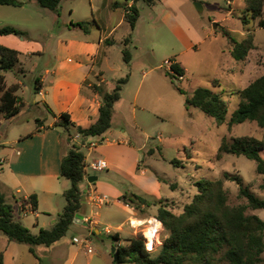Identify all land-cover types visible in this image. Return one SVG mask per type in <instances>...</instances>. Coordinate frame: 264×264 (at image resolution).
Returning a JSON list of instances; mask_svg holds the SVG:
<instances>
[{
    "label": "crops",
    "instance_id": "obj_1",
    "mask_svg": "<svg viewBox=\"0 0 264 264\" xmlns=\"http://www.w3.org/2000/svg\"><path fill=\"white\" fill-rule=\"evenodd\" d=\"M137 1L125 0L120 12L115 10L119 5L118 2L112 3L110 6L113 9L105 20L107 25L97 26L100 30L99 35H95L94 31L90 29L88 33H85L77 26H70L72 20L65 22L62 27L64 33L57 36L54 62L50 64L51 67L45 68L43 74L36 77L38 78V88L35 89V92L40 95V98L33 97V102L36 106L43 108L46 113L41 119L36 118L43 123L40 126L41 130L30 134L34 128L27 134H19V138H14L11 142L1 141L0 130V146L6 143L11 146L9 151L4 153V158L0 160L3 164L0 169V186L7 202L14 207V218L21 223L26 218H23L21 210L30 209L29 204L22 205V203L29 195L36 194V210L29 213L32 215V219L29 221L32 225V228L29 227L32 233H37L40 228H50L65 204L63 192L69 188L70 180L60 175V160L71 145L83 142L88 145L90 142H96L93 148L85 146L82 149L83 152L87 150L84 153L85 159L89 162L95 158H102L107 163L106 168L102 171H91V173L86 171V175L80 183L84 206L78 213L79 219L73 221L69 228L72 227L75 231L83 233L82 238L78 239L74 235L67 237L65 234L49 246L42 244L33 246L35 253H32L29 244L9 240L0 231L2 264H76L81 251H87V249L85 250L86 245L83 246L84 240L86 244L90 245L92 236L117 235L119 240L113 239L109 246H104V240L101 239L103 246L98 244L94 254L87 255L84 262V264H114L109 247H116V243L124 244L126 239L132 238L144 230L139 226L142 223L135 225L134 221H146L150 215L157 213L159 202L168 199L163 195L164 186L172 189L178 188L179 184L173 185L167 176L156 172L150 163L144 160L142 150L145 144L144 142L139 143L138 135L135 134V131H142L148 124L159 127L165 119L174 118L177 102L175 91L178 92L169 76L165 72L158 71L161 68L160 65H153L145 58H139V16L133 30H130L125 20L126 7L131 4L137 6ZM173 1L158 0L157 2L169 4ZM181 2L188 1L181 0ZM217 5L222 16L211 19V22L215 21L217 26L223 25L224 29L233 33V28L228 23L234 22L235 19L240 20L242 24L244 19L247 23V15L241 19L234 11L236 7H242L244 11H247V0H223V5ZM74 11V8L70 9V13H74ZM53 14L56 15L54 12ZM112 16H115L116 20L110 24L108 19ZM158 19L173 36L171 44L175 48H172L170 57L175 56V61L184 69L180 80L188 81L185 76L187 68L183 62L185 61L182 58L183 55H187L193 50H199L200 44L212 42L216 37L206 26L201 25L199 28H195L190 20L171 14L168 10L158 14ZM252 20L257 24V19ZM94 22L96 23L95 20ZM224 22L226 24H221ZM72 28L77 29V32H72ZM249 29L246 27V33ZM118 32L120 35L116 36ZM229 35L224 39L225 43L220 48V52L231 58V65L222 64L220 69L231 71V73L238 70L241 74H248L246 86L255 79L250 78L253 71V65L248 61L250 51L244 60L234 59L231 55L233 46L231 39L233 37ZM126 37H129L126 46L131 56L129 64L125 63L122 55L123 39ZM29 42L30 38L28 37L22 36L21 38L14 34L0 35V44L20 52L17 65L23 64L22 54L31 56V54L44 52L42 50L30 51L32 48L28 45ZM155 54L154 49L151 48V55L155 56ZM263 72L264 70L260 69L258 76ZM127 74L128 79L123 85L121 97L113 106L110 128L101 136L73 138L77 133L76 126L87 127L98 117L101 97L92 86L94 84L101 85L106 91H111L116 81ZM209 79L215 81L216 78L210 75ZM216 80L215 86L219 87L220 83L218 79ZM16 83L21 84L19 81ZM141 91L143 99L139 105ZM21 102L23 105L22 100ZM46 104L57 115L60 112H67L70 115L74 126L69 132L54 124L58 121V117L48 112ZM47 115L51 116L50 120ZM4 120L5 117L0 113V124ZM161 140V137L157 138L158 142ZM161 149V147H157V149L150 147L147 149V153L155 155L157 151L160 155ZM170 160L168 161L170 162ZM89 177H91L90 180ZM88 192L106 195L108 200L104 206L96 205V203L87 200ZM132 193L140 195L154 204L149 206L141 204L135 207L121 199L124 194L131 195ZM83 217L93 218L95 224L88 225L82 222ZM160 228H163L162 224ZM75 237L78 239L77 241ZM164 238L154 239L159 243L153 241V248L155 245L160 246ZM78 264L83 263L78 262Z\"/></svg>",
    "mask_w": 264,
    "mask_h": 264
},
{
    "label": "rangeland",
    "instance_id": "obj_2",
    "mask_svg": "<svg viewBox=\"0 0 264 264\" xmlns=\"http://www.w3.org/2000/svg\"><path fill=\"white\" fill-rule=\"evenodd\" d=\"M124 1L64 0L61 3L62 8L59 16L54 15L51 10L43 8L35 2L26 1L23 6L0 5V25L9 24L25 31V38H30L28 44L32 48L30 51H44L42 54L35 53L31 56L22 54L21 61L23 64L17 65L14 70L5 72L7 85L16 81L21 83L17 94L23 101V105L16 116L5 118L4 122L0 124L1 141L8 140L11 142L14 138H19V134H27L36 127V118L41 119L46 114L43 108L36 106L33 102V97L40 98V95L35 92V78L43 74L45 68L51 67L50 64L54 62L57 36L64 33L62 31L63 24L69 20L73 22L88 21L89 29L94 31L95 35H99L100 30L97 26L104 27L107 25L105 20L111 9H113L110 5L118 2L119 5L115 10L120 12ZM187 1L183 3L181 0H174L169 4L167 2L147 4L142 0L136 2L139 8V58H145L150 64L160 65L161 68L158 71L162 73L168 69L164 59L170 57V52L175 46L171 44L173 40L171 32L158 19V14L168 10L171 14L190 20L195 28H199L201 25L206 26L207 29H210L211 34L216 37L212 42L208 41L200 44L199 50H193V52L183 55L182 58L185 59L183 62L187 68L185 76L188 81L180 80L179 76L175 79V82L183 88L185 93L175 91L177 102L174 118L165 119L159 127L148 124L142 131H135L139 143L144 142L145 144L142 150L144 160L150 163L156 172L167 176L169 182H172L173 185L179 184L176 189L168 186H164L162 189L163 195L168 198L162 201L163 204L169 205L175 213L181 212L183 206L191 200L196 192L194 186L196 180L221 178L223 172L239 175L244 185H248L252 192L264 199V190L259 187L264 175L255 171V161L246 158L244 155L230 153L222 154L221 158L214 159L224 136L228 140L231 137L240 135L263 138L264 128L258 126L254 121L246 120L233 125L229 131L226 124L217 125L213 117L208 116L198 108L185 104V94H189L188 92L199 86L209 87L215 92H219L221 98L226 101L227 118H229L241 100L237 91L245 86L249 75L241 74L238 70L234 73L221 70L222 64L231 65V58L227 54L223 55L220 48L229 34L234 40L240 41L245 37L246 27L252 29L255 48L250 51L248 61L253 65L250 78L254 79L258 76L260 69L264 70V28L257 26L248 11H244L242 7H236L235 14L241 19L244 18V15H247V23L243 26L240 20L235 19L234 22L228 23L233 28V33H229L222 27L223 25L214 26L215 21L211 22L214 17L221 18L222 12H220L217 4L223 5V0H197L202 4L201 11L195 8L194 1ZM71 8H74V13H70ZM108 20L110 24H113L116 18L112 16ZM72 29V32H77V29ZM119 35L120 32L116 34V36ZM151 48L154 49L155 56L151 55ZM210 75L218 79L219 87H216L215 83L213 84V81L209 79ZM142 91L139 94V105L143 99ZM47 118L50 120L51 116L47 115ZM159 137L162 139L161 142L157 141ZM156 146L162 148L160 155L157 151L155 155L147 153L148 148L154 147L157 149ZM10 147L8 143L0 146V160L4 158V153L9 151ZM186 148L189 149L187 152ZM85 152L87 150H84ZM261 155L264 158V151L261 152ZM172 158L181 160L180 165L175 166L170 163L168 160ZM1 162L0 169L3 165ZM85 170L91 173L89 168L86 167ZM224 187L227 189L228 203L232 205L247 203V200L238 194V185L234 181L224 180ZM173 196L177 197L172 199ZM102 205L104 206V203ZM246 213L256 214L264 220V208L253 209L247 207ZM150 216H155V214ZM23 218L22 223L28 228H32L29 223L32 215L28 214ZM166 233L167 231L164 228H160L153 239L157 237L162 239ZM66 235L67 237L74 235L78 239L84 236L83 233L75 231L72 227L67 230ZM76 237L75 240L77 241ZM101 239L104 240V246H109L113 240L111 236H92L90 245L86 244V247L88 245L93 250L87 252L85 250L88 247H85V250L83 249L85 252L81 251L76 264L78 262L84 264L86 256L95 252L98 244L103 246ZM155 242L159 243L158 241ZM147 247L152 248L153 253H156L159 249V245H155L153 248V245L149 247L148 243ZM103 251L106 250L103 249ZM261 256L263 259L261 264H264V252Z\"/></svg>",
    "mask_w": 264,
    "mask_h": 264
},
{
    "label": "trees",
    "instance_id": "obj_3",
    "mask_svg": "<svg viewBox=\"0 0 264 264\" xmlns=\"http://www.w3.org/2000/svg\"><path fill=\"white\" fill-rule=\"evenodd\" d=\"M26 1H33L43 8L52 10L60 15L63 0H0V5L22 6ZM136 1V0H134ZM147 4H154L158 0H142ZM263 0H247L246 10L252 19H257V25L264 27ZM139 16L135 4L125 9V20L130 30H133ZM247 17V16H246ZM246 21L243 19V24ZM77 26L85 33L89 32L88 21H75L69 24ZM14 34L26 37V32L12 25H0V35ZM123 39L122 55L126 64L130 62V52L127 41ZM231 55L236 60H244L254 47V33L249 29L243 39L236 41L233 38ZM20 52L17 49L0 44V113L5 118L16 116L22 107L21 98L17 95L19 83L6 85L4 73L14 70L19 63ZM170 70H165L171 81L180 93H185L178 83L177 76H183L184 69L175 61V56L168 58ZM128 74L119 78L111 91H106L101 85L94 84L92 88L99 93L101 104L98 108V117L87 127L76 126V132L81 136H101L111 126L113 106L121 97L123 85L127 82ZM217 80L213 81V84ZM38 78H35L37 89ZM241 100L227 118V103L219 92L209 87L199 86L190 94H185V104L203 111L214 118L217 125L226 124L230 131L235 124L246 120L254 121L264 128V72L237 91ZM48 112L58 117L55 125L66 131L74 126L67 112L58 115L46 104ZM36 127L30 133L41 130L43 124L36 119ZM46 127V126H45ZM68 140L70 138L68 137ZM186 152L189 149H185ZM264 137L240 135L229 140L224 136L219 144L214 159L221 158L222 154L230 153L244 155L255 161V171L264 175ZM181 160L172 158L170 163L179 166ZM60 175L70 180V186L63 192L65 204L57 214V219L50 228H40L32 233L28 227L14 218V207L7 202L0 186V231L9 239L27 243L30 251L35 253L33 246H49L62 238L70 224L79 219L78 213L84 206L80 183L86 175L85 154L82 149L71 145L60 160ZM224 180L234 181L238 185V194L247 200L246 204L232 205L228 203L227 189ZM196 192L186 203L182 211L175 213L169 205L160 201L155 217L167 231L159 249L153 253L152 248H146L142 233L126 239L124 244H115L118 260L114 264H261L264 252V220L256 214L246 213V208H264V199L257 196L243 184L242 178L233 173L223 172L221 178H202L195 181ZM259 187L264 190V178ZM121 199L130 205L138 207L141 204L149 206L154 202L132 193L124 194ZM29 204L32 211L36 210L37 197L31 194L22 205ZM94 234V232H92ZM111 237L118 241L117 235ZM114 261V260H113ZM0 264L2 253L0 252Z\"/></svg>",
    "mask_w": 264,
    "mask_h": 264
},
{
    "label": "built area",
    "instance_id": "obj_4",
    "mask_svg": "<svg viewBox=\"0 0 264 264\" xmlns=\"http://www.w3.org/2000/svg\"><path fill=\"white\" fill-rule=\"evenodd\" d=\"M165 64L169 69V66H170V61L168 59H166L165 61ZM181 78V77H180ZM78 137H81V135L79 133H76L74 135L73 138H78ZM75 146H77L78 148L80 149H83L85 146H87L88 148H93L95 145H96V142H90L88 145H86L85 142L83 143H74ZM107 166V163L104 159L102 158H95V159H92L90 160L89 162L85 159V168H89L91 171H94V172H98V171H102L106 168ZM87 200L89 202H94L96 203V205H100V204H103L105 202H107V196L106 195H102V194H99V193H96V192H88L87 193ZM32 210L27 208V209H22L21 210V214L23 216H26L28 215ZM151 218H155L157 219L155 216H150L146 221H143L142 225H139L140 227H143L145 228L148 224H149V220ZM82 222H85L87 223L88 225H94L95 224V220L93 218H90V217H83L82 218ZM151 227L155 228V230L153 231V235H157L159 229H160V225L158 227H156L157 225L155 223L153 224H150ZM142 235H145L144 238H146V240L144 241L145 242V245L147 247V243H148V236L145 234V231L142 230ZM86 245V241L84 240L83 241V246ZM148 249V247H147ZM87 251L90 252L91 251V248L88 247L87 248Z\"/></svg>",
    "mask_w": 264,
    "mask_h": 264
},
{
    "label": "bare ground",
    "instance_id": "obj_5",
    "mask_svg": "<svg viewBox=\"0 0 264 264\" xmlns=\"http://www.w3.org/2000/svg\"><path fill=\"white\" fill-rule=\"evenodd\" d=\"M141 223H143L142 221H137V220H135L134 221V224L135 225H137V224H141ZM153 223H155L157 226L156 227H158L159 225H160V222H159V220L158 219H155V218H151L150 220H149V225H148V227H146V229H145V234L148 236V246L150 247L151 245H153V238H154V235H153V231L155 230V228H153V227H151L150 226V224H153Z\"/></svg>",
    "mask_w": 264,
    "mask_h": 264
},
{
    "label": "water",
    "instance_id": "obj_6",
    "mask_svg": "<svg viewBox=\"0 0 264 264\" xmlns=\"http://www.w3.org/2000/svg\"><path fill=\"white\" fill-rule=\"evenodd\" d=\"M194 6H195V8H196L197 10H199V11H201L202 8H203L201 2H200V1H197V0H194ZM214 26H216L215 23H214ZM21 38H22V36H21ZM92 178H95V177H92ZM90 179H91V177H89V180H90ZM110 252H111V254H112V256H113V260H114V262H117V260H118V253H117L116 247L112 246V247L110 248ZM117 264H120V263H117Z\"/></svg>",
    "mask_w": 264,
    "mask_h": 264
}]
</instances>
